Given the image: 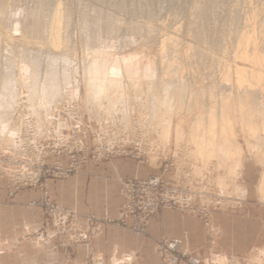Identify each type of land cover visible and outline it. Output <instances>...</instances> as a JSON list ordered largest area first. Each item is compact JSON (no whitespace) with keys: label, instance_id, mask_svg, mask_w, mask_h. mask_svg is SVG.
Here are the masks:
<instances>
[{"label":"rangeland","instance_id":"1","mask_svg":"<svg viewBox=\"0 0 264 264\" xmlns=\"http://www.w3.org/2000/svg\"><path fill=\"white\" fill-rule=\"evenodd\" d=\"M189 1L0 0L3 6L0 12V181L6 183L7 197L21 188L36 191L38 198L28 201L26 207L42 213L41 226L27 237L33 248L29 246L26 254L12 255L11 261L1 253L0 264H37L35 248L46 243L54 244L63 258L69 260L72 246L91 241L104 227L126 229L142 238L151 220L166 209L194 217L197 225L204 228L209 242L215 226L213 212L237 211L244 202L255 209L249 218L229 222L226 217L224 227L227 230L237 225L242 231L261 229L264 222V97L260 106L253 107L251 121L225 119L218 145L209 150L196 151L193 144L198 139L190 136L189 126L194 121V113L203 111L212 121H217L221 110L225 114L229 109L226 102L234 98L235 92L226 88L229 81L223 79L234 76L227 71L234 64L249 63L248 58H235L236 41L248 30L247 25L255 23L258 29L254 35L258 36L260 26L264 25L261 19L264 14L256 22L250 19V13L259 12L264 0H249V4L247 0H205L208 6L203 19ZM39 14L43 16L41 34L34 28ZM67 15L71 18L69 25ZM53 17L57 26L50 31ZM85 17L93 24L102 20L122 30H117L115 38L92 33L90 41L85 42L82 26ZM135 27V34L123 32ZM199 27L204 34H199ZM169 37L175 40L174 49L167 43ZM103 79L116 85L111 94L99 88ZM159 93L163 105L153 115ZM256 95L253 92L255 101ZM18 96L22 99V114L15 109ZM17 120L16 127L13 123ZM202 127L196 126L193 131L200 132ZM112 157L129 158L146 170L143 179L115 177L123 204V182L138 186L157 178L164 184L160 185L159 192L169 187L183 190L203 213L180 210L179 206L161 207L147 220L144 231L136 233L132 217L124 223L119 220L123 204L117 217L108 218L91 213L81 215L75 208L63 207L52 200L51 180L75 178L88 160L99 162ZM81 160L78 167L67 173L72 163ZM42 198L74 217L64 223L62 234L58 235L55 226L63 223L62 220L48 218L39 205L31 206ZM252 218L260 220L257 224L246 222ZM48 219L49 225H45ZM165 239L179 240L182 251L197 256L200 264H264V247L244 259L234 260L209 253L208 245L203 249H187L180 239L165 237L153 244L159 264L157 247ZM260 244L264 245V241Z\"/></svg>","mask_w":264,"mask_h":264},{"label":"crops","instance_id":"2","mask_svg":"<svg viewBox=\"0 0 264 264\" xmlns=\"http://www.w3.org/2000/svg\"><path fill=\"white\" fill-rule=\"evenodd\" d=\"M113 166V168H112ZM146 170L136 161L124 157H112L102 161L88 160L77 177L51 180L49 191L52 200L66 208H75L81 215L94 214L108 218L117 217L123 198L118 193L116 176L123 179H143ZM4 181H0V254L11 261L12 255H23L32 244L27 237L42 223L39 209L30 210L26 203L38 198L36 191L21 188L12 197H7ZM241 207V204L239 205ZM237 211H214L213 239L209 242L204 228L197 225L194 217L175 210H163L149 224L145 237L137 238L126 229L104 227L94 239L77 243L70 248V258L65 260L54 244L46 243L35 248L39 264H159L153 244L161 237L177 238L187 249H203L228 259H244L264 247V222L261 229L241 230L237 225L226 230L224 222L249 218L254 207L242 204ZM233 219V220H232ZM245 219V218H244ZM260 219L245 220L257 224ZM244 221V224L246 222ZM247 238L249 242H247ZM246 239V240H245ZM39 256V258H38ZM25 260V259H24Z\"/></svg>","mask_w":264,"mask_h":264},{"label":"bare ground","instance_id":"3","mask_svg":"<svg viewBox=\"0 0 264 264\" xmlns=\"http://www.w3.org/2000/svg\"><path fill=\"white\" fill-rule=\"evenodd\" d=\"M247 1H248V4H249V0H247ZM189 2H190V5H191L192 9L195 10L196 14L200 18L203 19L204 17H206V11H207L206 8L208 6V3L205 0H201V1H198V0H190ZM243 2H245V1H243ZM263 5L261 7H259L260 8V10H258L259 12L253 13L251 11L250 14L252 16L251 15L250 16L252 18H250V16H249V18L252 19V20L254 19V21L257 20V17L260 18L261 16H259V15H263L264 14V6ZM2 7L3 6L0 5V12L3 10ZM252 10H253V8H252ZM193 13H194V11H193ZM54 17H55V15H54ZM54 17L51 20L50 31H52L54 29V27L57 26V20ZM246 19H248V18H246ZM261 19H264L263 16L261 17ZM42 20H43V16H41L40 14L37 15L36 21H35V24H34V28H35L36 33L41 34L42 31H43ZM70 20H71L70 16L67 15V17H66V24L69 25ZM258 21H261V20H258ZM249 22H250V24H252L253 21H250L249 20ZM258 24H259V22H258ZM252 25L255 27V29L253 28ZM252 25H247V27H249L248 30H246L247 29L246 28L245 31H243V33L241 34V36L236 41V43H237L236 45L237 46L235 47L236 49H235V52H234L235 58L238 57L240 59V57H244V60H245V58H248V59H250L249 63L247 62V64H245V63H236V64H234V66L232 68L230 67L231 69L229 68L227 70L228 72L233 73V74H231V75H234V76H232L233 79L232 78H230V80H227L225 78L223 79V81L224 80L225 81H229V82H226L227 83L226 84V88L228 87L231 91L235 92L234 98H232L230 96L232 99L230 101L228 100V102H226L229 109H226L227 111H226L225 114H223L222 113L223 111L221 110L220 115L218 117L216 116V118L218 119L217 121H215V120L212 121L209 116H206L203 113V111L202 112L199 111V113H194V116H195L193 118L194 121H193V123L190 124L189 127H190V130H191L190 132H192V133H190V136L192 135L193 140H195V139L197 140L198 139L197 140L198 142L193 144L194 147H195V149H196V151H199V152L200 151H205V150H207L211 146H214V145L217 146L218 145V143H219L218 140L220 139V135H222L221 133H224V128H223L222 123H224V121L228 120L229 119L228 117H232V119L233 118H236V119H239L241 121H243L245 119H246L245 121H247V120L248 121H251V118H252V115H253V113L251 114V112L253 111V107L255 106V104L260 106L261 101L263 102V97H264V27L263 26L264 25L263 26H260V28L258 30L259 33H258V36L257 37H255V35H254V33H255L254 31L256 29H258L255 26L256 23L255 24H252ZM82 26H83V35H84V41L85 42L90 41V38H91V34L92 33H95V35H99L100 34L101 37L104 36L102 34H105V35L113 36L115 38L116 36H118V33H119V31H117V30L118 29H121V27L118 28L117 25H114V24H111V23H108V22L102 21V20H99L96 24H93L87 17L83 18V20H82ZM245 26H246V22H245ZM250 27H251L252 30H250ZM135 30H136V27H135V29L131 28V29H128V30H123V32L124 33H131V32L134 31V34H135ZM138 30L139 29H137V31ZM196 30H195V32H197ZM198 30H199V34H201V33L204 34V32H205V31H203L202 27L201 28L199 27ZM130 35H132V34H130ZM154 37L157 39L156 36H153V37L151 36L149 38H153L154 39ZM207 38L209 39V37H207ZM210 40L213 41V39H210ZM215 40H214V42H215ZM116 41H117V39H116ZM162 42L163 41H161V43ZM174 42H175V40H173V38H171V37H169V39L167 40V43L172 44L173 49H174V46H173ZM164 43L165 42H163L161 45H163ZM166 50H168V48ZM164 56H166V54ZM161 59H164V58H161ZM241 61H242V59H241ZM120 73H121V71H120ZM105 78H107V76ZM221 80H220V82H221ZM100 85H101V86H99L100 89L102 88L106 92H109L110 91V94L116 88V85L113 84V82H109L107 79H105V80L103 79L101 81V84ZM131 88L132 87H130V89ZM227 91H229V90H227ZM231 91H229V92H231ZM253 92H254L255 95L257 94L256 95L257 97H255L256 101L254 100V98L252 96ZM110 94H107V96H110ZM157 95L158 96H156V99H155V100H157L156 101L157 102V108L152 109V113L150 112L153 115H157V112L161 110L160 109V107H161L160 105L161 104L163 105L162 98H160L161 94L159 93ZM105 96H106V93H105ZM257 99H259V100L257 101ZM22 107H23L22 106V99H21L20 96H18V102H17V105H16L15 109H16V111H18L19 113L22 114V110H21ZM263 109H264V107H263ZM180 121L181 120L179 119L178 122H180ZM245 121H243V122L245 123ZM18 123H19V120L14 121L13 124H15L16 127H17ZM196 126H198V127L199 126H203L201 128L200 132L195 133L193 131ZM214 149H215V147H214ZM237 155L239 156L238 153H237ZM219 165H217V166H219Z\"/></svg>","mask_w":264,"mask_h":264},{"label":"built area","instance_id":"4","mask_svg":"<svg viewBox=\"0 0 264 264\" xmlns=\"http://www.w3.org/2000/svg\"><path fill=\"white\" fill-rule=\"evenodd\" d=\"M81 162L82 160L72 163L67 173H71ZM35 175H38V173ZM161 184L164 185L157 178H150L148 182L139 183L138 186L123 182L122 192L125 195V201L119 220L124 223L127 218L132 217L133 230L136 233H142L147 220L155 215L161 207L174 208V206H179L180 210L193 211V213L197 214L203 213L202 210L194 206L195 204L193 205V201L185 191L169 187L159 192ZM36 205L44 209L48 218L52 217L59 221L62 220L63 223L55 225L58 229V235L65 232L64 223L69 219H74L73 216L71 217L61 212L60 209L53 206L45 198H42L39 203H31L32 207ZM204 217L205 219L207 218L206 213ZM46 221L47 224L45 223V225H49V219ZM157 251L161 257V264H200V259L197 256H192L182 251L181 242L176 239L159 241Z\"/></svg>","mask_w":264,"mask_h":264}]
</instances>
